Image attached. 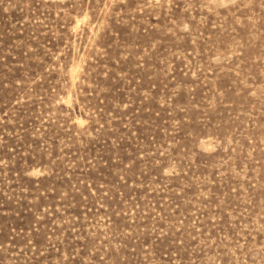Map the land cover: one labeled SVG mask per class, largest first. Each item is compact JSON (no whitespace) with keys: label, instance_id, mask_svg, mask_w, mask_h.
I'll return each instance as SVG.
<instances>
[{"label":"rangeland","instance_id":"1","mask_svg":"<svg viewBox=\"0 0 264 264\" xmlns=\"http://www.w3.org/2000/svg\"><path fill=\"white\" fill-rule=\"evenodd\" d=\"M0 264H264V0H0Z\"/></svg>","mask_w":264,"mask_h":264}]
</instances>
